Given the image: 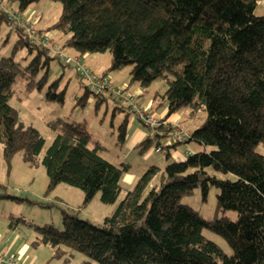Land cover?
Listing matches in <instances>:
<instances>
[{
	"label": "trees",
	"instance_id": "obj_1",
	"mask_svg": "<svg viewBox=\"0 0 264 264\" xmlns=\"http://www.w3.org/2000/svg\"><path fill=\"white\" fill-rule=\"evenodd\" d=\"M9 1L20 13L37 0ZM58 1L60 16L46 33L36 34L58 31L67 36L63 46L80 55L109 52V70L130 65L129 82L138 81L142 89L163 77V118L183 106L190 107L191 117L204 110V122L184 142L214 148L179 161H170L168 151L158 184L151 185L159 168L149 166L102 226L62 211L63 230L23 219L10 221L8 227L14 230L22 223L32 228L37 236L31 245L52 246L59 259L67 247L66 259L80 252L99 264H264V14H254L257 0ZM9 13L0 10V23L12 24L19 34L14 49L26 47L34 55L24 66L12 56L0 57V143L8 164L18 152L33 162L45 145L38 130L23 124L9 104L12 83L25 76L27 93L41 90L48 82L50 60L59 58L31 41L22 25L9 20ZM57 80L48 84L43 97L63 102V91L54 90ZM95 95L96 103L104 99ZM125 121L126 116L119 140L124 139ZM50 126L55 136L41 160L47 189L65 183L83 192L84 205L97 193L102 202L114 203L127 167L106 160L100 143L90 148L91 133L82 123L59 119ZM153 136L160 145L159 134ZM151 141V135L140 141L139 151ZM209 167L237 179L208 174ZM197 187L203 201L210 188L218 189L217 211L232 209L237 218L207 219L182 203ZM203 229L222 236L232 253L225 254L203 236Z\"/></svg>",
	"mask_w": 264,
	"mask_h": 264
},
{
	"label": "rangeland",
	"instance_id": "obj_2",
	"mask_svg": "<svg viewBox=\"0 0 264 264\" xmlns=\"http://www.w3.org/2000/svg\"><path fill=\"white\" fill-rule=\"evenodd\" d=\"M0 10L18 11L17 4L9 0H0ZM61 11L62 4L58 0H37L20 13L25 22L32 23L35 32L41 30V33L44 34L46 29L58 19ZM254 14H264V0H257ZM47 34L50 36L51 45L54 41L53 55L59 57L50 60L47 84L39 91L34 90L27 93L28 79L25 76H17L12 83L14 93L9 99V104L17 110L19 120L23 124L32 125L38 130L45 140V145L33 162L27 161L23 152H18L13 155L8 164L3 156V145L0 143V194L6 196L0 197V246L13 236L19 235L22 239L31 241L37 236L32 228L22 223L17 224V228L11 230L8 224L10 221L15 222L16 219L30 221L39 226L50 224L58 230H63L62 211H67L75 213L81 219L89 220L96 226H102L104 217L114 211L126 190L133 187L149 166L159 168L151 185L158 182L160 173L168 162L165 159V154L168 151L170 161H179L193 152L203 149L209 151L214 148V146H201L196 142H181L175 147L167 149L164 144L166 135L163 134V130L159 127L148 128L141 121L135 119L126 102H121L120 105L109 92H105L104 99L96 103L98 97L88 86L86 78L79 74L78 66L73 62L66 64L64 56H78L83 67L95 68L94 70L99 76L102 73L106 76L113 75L111 85L121 89L122 84H126L127 91L136 95L140 107L147 108L151 105L152 109L149 107L148 109L151 112L155 111L154 113L159 116L166 110L163 95L167 88V82L163 77L154 79L148 87L143 89L142 95H137L134 90L139 86V82H129L130 65L118 70H109L111 63L109 52H86L80 55L75 49L63 46L67 38L66 35L56 36L54 31H49ZM40 37L41 35L36 34L37 39ZM18 38L19 34L13 25L1 21L0 57L12 56L20 62L21 66H24L33 57L34 51L29 52L26 47L14 49ZM39 77L40 75L37 78ZM55 79L58 80L54 90L63 91V102L43 97L48 84ZM119 106H123V110ZM189 112L190 107L183 106L174 113L187 130L199 127L206 118L204 110H199L193 117L189 116ZM125 116V135L124 139L119 140V126ZM59 119L82 123L91 133V140L88 144L90 148L97 142L100 143L103 147L100 154L106 160L118 166L127 167L120 180L123 189L114 203L102 202L100 193H97L89 203L84 205L83 192L79 188L65 183H60L51 190L47 189L48 178L41 160L55 136V131L51 128L50 123ZM155 131L159 134L158 141L163 147L160 152L153 150L157 143L153 136ZM148 135H151L152 141L143 152H140L138 144ZM207 171L208 174L216 175L219 178L237 179L236 175L232 173L217 172L210 167ZM217 194L218 189L212 187L206 200L203 201L200 189L197 187L192 193L183 196L181 202L197 210L204 218L213 219L225 215L235 220L237 215L234 210L227 209L223 213L217 211ZM202 234L219 245L225 254L232 253L222 236L208 229H203ZM63 248L65 252L59 259L54 256L56 252L54 247L38 245L36 246V256L38 260L43 261L42 264L45 260H47L46 264H85V262L86 264H99L80 252H74L72 257L66 259L68 248Z\"/></svg>",
	"mask_w": 264,
	"mask_h": 264
},
{
	"label": "built area",
	"instance_id": "obj_3",
	"mask_svg": "<svg viewBox=\"0 0 264 264\" xmlns=\"http://www.w3.org/2000/svg\"><path fill=\"white\" fill-rule=\"evenodd\" d=\"M9 20H13L24 27V30L30 36L31 41H36L44 46L49 47L52 51L54 46L50 44V36L48 34L42 35L40 39L36 38V32L31 22L24 23L21 18V14L17 11L9 13ZM64 62L66 64L75 63L78 66V72L81 76L85 77L88 86L92 91L97 94L104 95L105 92H109L112 98L118 102H126L128 108L135 119L141 121L148 128L163 127L166 129V138H164V144L170 145L175 142H184L191 134L189 130L185 128L182 122L167 123V120L163 116H159L154 112H151L148 108L140 107L136 100V95L128 92L127 89L118 88L111 85L110 79L106 75H97L94 69L83 67L80 64L78 56H64ZM156 152L162 150V146L158 145L153 148ZM0 264H20L15 258L9 256L0 251Z\"/></svg>",
	"mask_w": 264,
	"mask_h": 264
},
{
	"label": "crops",
	"instance_id": "obj_4",
	"mask_svg": "<svg viewBox=\"0 0 264 264\" xmlns=\"http://www.w3.org/2000/svg\"><path fill=\"white\" fill-rule=\"evenodd\" d=\"M22 15V14H21ZM24 20V19H23ZM25 21V20H24ZM56 33V36H60L58 31H54ZM76 55V54H75ZM92 69V68H91ZM95 69V68H94ZM102 75H104L102 73ZM108 78L110 79V81H112L113 79V75L109 76L107 75ZM121 88H125L127 89V85L126 84H122ZM134 92L137 95H142L143 93V89L140 87V85L134 90ZM120 104V103H119ZM118 104V105H119ZM121 105V104H120ZM150 109H152V106L149 105L148 106ZM147 107V108H148ZM155 112V111H154ZM166 114V110L163 112L162 115ZM167 123H174V122H179L178 118L175 117L174 114H172L171 116H169L167 119ZM186 128V127H185ZM166 129L167 128H163V134L166 133ZM187 129V128H186ZM190 132L192 131V129H188ZM183 159V158H182ZM1 238V235H0ZM10 240V241H9ZM31 240H26V239H22L19 235L17 236H13L11 239H8L6 242H4L3 244H1L0 246V251L12 256L13 258H15L20 264H42L43 261L38 260L37 256H36V246L31 245ZM46 261L43 264H46Z\"/></svg>",
	"mask_w": 264,
	"mask_h": 264
}]
</instances>
